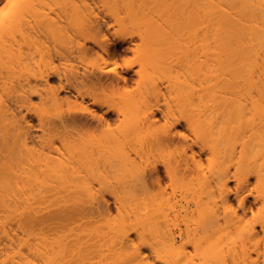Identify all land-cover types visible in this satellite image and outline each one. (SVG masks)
Wrapping results in <instances>:
<instances>
[{
    "label": "bare ground",
    "instance_id": "obj_1",
    "mask_svg": "<svg viewBox=\"0 0 264 264\" xmlns=\"http://www.w3.org/2000/svg\"><path fill=\"white\" fill-rule=\"evenodd\" d=\"M22 1L0 9V264H264L257 230L264 231V0H189V14L185 4L178 9L184 0H138L154 9H139L136 0L143 14L142 7L153 10L147 16L123 0L132 23L121 19L118 0H99L104 12L107 3L117 9L112 38L96 2L69 0L71 14L53 6L70 15L63 23L50 6L59 23L49 7ZM165 2L185 14L178 19L186 27L195 22V43L178 14L171 12L175 22L153 20ZM130 28L145 46L136 80L150 90L140 84L141 93L158 99L163 76L175 95L194 83L192 100L179 97L193 101L190 112L142 94L139 108L138 97L132 102V66L124 74L116 64L135 50ZM181 34L195 47L192 64L180 58L190 65L189 88L191 74L183 82L171 68L185 50ZM94 47L100 58L80 69L72 56ZM113 114H123L121 129L108 121ZM172 146L171 160L160 163L172 181L168 192L154 158ZM108 196L117 203L114 217Z\"/></svg>",
    "mask_w": 264,
    "mask_h": 264
},
{
    "label": "rangeland",
    "instance_id": "obj_2",
    "mask_svg": "<svg viewBox=\"0 0 264 264\" xmlns=\"http://www.w3.org/2000/svg\"><path fill=\"white\" fill-rule=\"evenodd\" d=\"M18 1L21 2L22 0H17V2H18ZM23 1H24V0H23ZM23 1H22V2H23ZM25 1H26V0H25ZM32 1H33V3H31ZM32 1H31V0L29 1V0H28V1H26V3H27V2H28L29 4L31 3L30 5H32V6H33V4H35L34 2H36L37 6H41L40 3H42V6H45V7H46V8L44 7V10H45V9H48V7H49V9H48V11L50 10L49 13H50V12H51V13L53 12V9L51 10L50 6H51V7H53V6H62L63 8H66V9H67V7L69 6V4H71V3L74 2V1L71 2V1H69V0H66V1H65V0H60L59 3H57L56 1H58V0H55V2H56V3H55L54 0H48V2H47V0H46V2L44 1V3H45V4H44V3L42 2V0H41V2H40V0H38V1H39V5H38L37 0H35V1L32 0ZM51 1H52L53 3H51ZM75 1H77L76 3L79 2V3H78V6H79V5L82 6L83 2H86V1H87V2H86L87 5H88L89 2H91L90 5L92 4L93 6H96V4L99 2V0H96V1H95V0H89V1L86 0V1H83L82 3H81L82 0H81V1H80V0H75ZM92 1H93V3H92ZM101 1H102V0H101ZM109 1H110V0H109ZM116 1H117V0H115V2H116ZM118 1H119L121 4L119 3V7L116 6L115 8H118V9L120 8L118 11H119V13H120L121 15H122L121 12L124 11V15H123V17L125 16V18L122 17L121 19H123V21H125V22H126V19H127V20L130 19L129 22H127V23H132L133 20L135 19V18L132 17V16H131V18L129 17V16H130L129 13H130L132 10H130L129 13H128V8H130V6H132V5L128 6V3L131 2V1L128 0V3H126L127 1L125 2V1H123V0H118ZM118 1H117V2H118ZM141 1H144V0H141ZM146 1H147V4H148L149 2L152 3V1H150V0H146ZM153 1H154V0H153ZM155 1H156V2H155ZM155 1H154L155 3L160 2V1H157V0H155ZM163 1H165V0H161V3H158V5H159V4L162 5V4H163V3H162ZM175 1H176V0H175ZM182 1H183V0H182ZM182 1H181V2H182ZM184 1H185V0H184ZM184 1H183V4H182V5L179 3V7H178V6L174 7V8L176 9V11H177V7H178V9L180 10V9L184 6V4L187 5V4L189 3L190 5H192V3H193V2L191 3V1L189 2V0H188V1L186 0L185 2H184ZM8 2H9V3H8ZM11 2H15V0H11ZM11 2H10V0H3V2L0 3V9H1V7H4L5 5H6V6H9V4H10L11 6L14 5V3H11ZM17 2H15V6H18ZM20 2H19V4H20ZM70 2H71V3H70ZM95 2H96V4H95ZM110 2H111V1H110ZM112 2H114V1H112ZM112 2H111V3H112ZM115 2H114V3H115ZM137 2H139V5H140L139 9H140V8H141V4H142V6H143V3H144V2H140V1H138V0H137ZM186 2H187V4H186ZM7 3H8V5H7ZM47 3H48V4H47ZM49 3H50V4H49ZM54 3H55V4H54ZM65 3H67L68 6H67ZM74 3H75V2H74ZM74 3H73V4H74ZM111 3H110V4L107 3V6L112 8V5L115 6L116 3H115V4H111ZM123 3H124V4L126 3L127 5L125 4V5H126V6H125ZM131 3H133L132 9H133V10L136 9V8H137L136 6L138 5V4H134V3H136V0L132 1ZM131 3H130V4H131ZM155 3H154V4H155ZM167 3H168V1H167ZM167 3L165 2V3H164V6H165V4H167ZM23 4H24V3H23ZM29 4H27V5L25 4V6H28ZM100 4H101V2H100ZM144 4L147 5L146 2H145ZM30 5H29V6H30ZM116 5H117V4H116ZM121 5L125 6V8H127V11H126V9L124 10V7L121 6ZM135 5H136V6H135ZM139 5H138V6H139ZM161 5H160V6H161ZM180 5H181V6H180ZM20 6H24V5L20 4ZM42 6H41V7H42ZM64 6H66V7H64ZM70 6H71V5H70ZM72 6H73V5H72ZM75 6H77V5H75ZM83 6H84V5H83ZM134 6H135L136 8H133ZM155 6H156V5H155ZM187 6H188V5H187ZM187 6H186V7L184 6V8L182 9L183 12H184L185 8H186V10H188L187 8H189V6H188V7H187ZM192 6H193V5H192ZM41 7H40V10H41V9L43 10V8H41ZM62 7H60V8H59V7H53V8H54V10L58 9V10H56L55 12L58 13V14H60V15H62L61 17H63V21H62V19H61V22L63 23V22L65 21V19H66V18H65L66 16H69V17H70L69 14H67V15L64 16V13H63V12L66 11V13L70 12V14H71V11H72V10L70 11L71 7H70V8L68 7V8H69V9H68L69 11L66 10V9H65V11H64V9H63ZM99 7H100V8H99ZM104 7H105V6H104ZM108 7H105L106 10H107ZM146 7H150V8H152V9L155 8L154 5H151V6H150V4H149V6L147 5ZM153 7H154V8H153ZM167 7H168V4H167V6L162 7L161 10H165V11H162V13L165 12V13H163V14H161V12L159 13V11H158L159 14L156 13V12H154V18H153V20L155 21L156 19H158L159 22L161 21L162 23H165V22H163V21H166V23H168L167 21L172 22V21H174V19H175V21H176V18H177V19H178V18H182V19H183V16L186 18L185 14L188 13V12H186V10H185V12H184L185 14L182 16L183 13L180 12V13L178 14L179 10L177 11V13H175L176 11H175V9H174L172 6H170V7H168V8H169L170 10H173V9H174V11H170V10H168ZM180 7H181V8H180ZM61 8L63 9V10H62V13H63V14L60 13V12H61V10H60ZM111 8H110V9H111ZM142 8H143L144 10H147V13L149 14L148 11H150L151 9L148 10L149 8H148V9H147V8H144V7H142ZM157 8H158V7H157ZM171 8H173V9H171ZM190 8H191V7H190ZM95 9H96L95 11L98 12V13L101 11V12L99 13V14H101V15H100L101 17L104 16V17L102 18V19H105V20H104V22H105V23H104V25H105V26H104V33L107 32L106 34H108L109 37H110V35H111V38H112V37L114 36V33H113V32H114V29H113V28H115V31H116V29H118V28H117L118 25H116V24H115V21H113L114 18H111V17H114L113 15H111V11H112V13H115L117 9H115V12H113L114 10H112V9L110 10V9L108 8L109 10H107V12H104L105 9L103 8V5H102V6L99 5V3H98V5H97V7H96ZM98 9H100V10H98ZM101 9H102L103 11H102ZM121 9H122L123 11H122ZM192 9H193V8H192ZM192 9H189V11L192 10ZM44 10H43V11H44ZM157 10H160V8L157 9ZM157 10H155V11H157ZM166 10L169 11L171 15H168V16H167V14H169V13H167ZM43 11H42V15H43V13H44ZM45 11H46V10H45ZM48 11H47V14H48ZM120 11H121V12H120ZM125 11H126V12H125ZM142 11H143L142 9H141V10H138V8H137V10L134 11V13H135L134 15L138 16L136 13L139 12L138 14H141ZM152 11H153V10H151V12H150L151 14H153ZM55 12H53L52 14H53V15H56V16H52V17H56L57 19H59V20H57V21H58L59 23H61V22H60V18H58V14H54ZM132 12H133V11H132ZM145 12H146V11H144V13H145ZM171 12H173L174 14H176V16H177V14H178L179 16H177L176 18L171 17V16H173V15H172L173 13H171ZM51 13H50V14H51ZM66 13H65V14H66ZM102 13H103V14H102ZM105 13H106V14H105ZM119 13L117 12V15H119L118 17H120V14H119ZM125 13H128V14L126 15ZM147 13H145L146 16H147ZM155 13H156V16H155ZM192 13H193V12H192ZM192 13H190V16H192ZM45 14H46V13H45ZM45 14H44V16H45L46 19L50 17V15H48V17H47V14H46V15H45ZM115 14H116V13H115ZM132 14H133V13H132ZM145 14H143V12H142V15H143V16H144ZM188 14H189V13H188ZM107 15H108V16H107ZM117 15H116V16H117ZM128 15H129V16H128ZM134 15H133V16H134ZM142 15H140V16H142ZM158 15H159V16H160V15H161V16L163 15V16H165V18L168 17V20H165L164 17H163V19L160 20ZM106 16H107V18H105ZM136 16H135V17H136ZM149 16H150V15H149ZM152 16H153V15H152ZM161 16H160V17H161ZM174 16H175V15H174ZM180 16H181V17H180ZM59 17H60V16H59ZM126 17H127V18H126ZM128 17H129V19H128ZM169 17H171L172 19L169 18ZM188 17H189V16H188ZM56 18H53V19H54L53 21H52L51 18H49L48 20L51 19V21L54 22ZM110 18H111V19H110ZM137 18H138V17H137ZM139 18H140V17H139ZM139 18H138V19H139ZM173 18H174V19H173ZM107 19H109V20H108V24H110V22H111V25H108L109 28L106 27V25H107V24H106V23H107ZM132 19H133V20H132ZM138 19H136V22H137ZM145 19H146V17H145ZM147 19H148V18H147ZM150 20H151V19H150ZM150 20H149V21H150ZM153 20H151V21H153ZM180 20H181V19H180ZM180 20L178 19L179 22H178V21H176V22H177V23H180V22H181L180 24L182 25V23H183V26H185L184 23H186V21L182 22L183 20H181V21H180ZM185 20H186V19H185ZM187 20H188V19H187ZM130 21H131V22H130ZM134 21H135V20H134ZM140 21H142V23L144 22V20H142V19L139 20L138 22H140ZM151 21H150V22H151ZM154 21H153V23H154ZM175 21H174V22H175ZM112 22H113L114 25L112 24ZM147 22H148V20H147ZM156 22L158 23V21H156ZM156 22H155V24H156ZM161 22H160V24H161ZM192 22H193V21H192ZM192 22H188V21H187V23H188L187 26H188V25H189V26H188V27L185 26L184 28H185V29L188 28L189 30L187 29V30H184V32H182V31H181V32H182V33L187 32L186 34H187L188 36L190 35L189 38H191V40L194 42V38H195V37H194V35H193V34H194L193 32H194L195 28H193V27H195V22H194V24H192ZM145 23H146V22H145ZM190 23H191V26H192V27L190 26ZM70 25H71V24H70ZM112 25H113V26H112ZM115 25H116V26H115ZM189 27H191V28H189ZM74 28H75V27H74ZM74 28L72 27L73 31H74V32H77L76 29L74 30ZM132 28L135 29V27H132ZM182 28H183V27H182ZM72 29H71V30H72ZM133 29L130 28V29H128V30H131V31L133 32ZM137 29H138V28H137ZM106 30H107V31H106ZM112 30H113L112 33L109 32V31H112ZM182 30H183V29H182ZM190 30H191V31H190ZM192 30H193V32H192ZM73 31H72V34L74 33ZM131 31H130V33L128 32V36H127V37L130 38V35H131V34H134L133 36L131 35V37H132L135 41H133L132 43H130V45L133 46V47L135 48V50H133V49H129L127 52H124L123 54H121V56H119V57L117 58V63H116V64H117V66H118V69H119L121 72H123L124 74H127L126 65H127V64H131V66H132V69H131L130 73L133 75V82L129 85V87L123 85L124 87H128V88H129V89H127L128 91H131V93L129 94V95L131 96V98H132L133 95H134L135 98H132V102L137 103V102L139 101L138 99H140L139 96H141V94H142V96H146V97L148 98L147 100H151V101H150L151 104L154 103L155 100H158L160 103L162 102V103H161L162 106H165V105H167L168 103H171V102L173 101L172 104H175V102L179 103V105H181V107H182V110H184V111H185L186 109H188L189 107H192V102H193V101L190 102V99L192 100V96H190V95H191L190 90H191V88H192V86H193V84H194V83H193L194 79L192 78V77H193V76H192V73L189 72V71H190V68L187 67V66L190 64L189 62H191V64H192L193 61L195 60V57H194L195 55H194V53H192V52L195 51V47H192V46H193V42L190 41L189 38H188L187 36H185L186 34H185L184 36H183L182 34L179 35V37L182 38V44L184 45L183 48L186 50V47L189 46V47H187V48H188L187 50H189V51H190V49H192V50H191V51L189 52V54L187 55V54H183V53H184L183 51H185V50H182V49H181V50H182V51L180 50V51H181V52H180L181 55L178 54V56H174V54H173L174 57H172V59H175V60H178V59H179V60L177 61L178 63L180 62L181 59H184V60H186V61L189 60V61H188L189 64H187V63L185 62V63L187 64V66H186L185 63H182V62H184L183 60H181V62H180L179 64H178L176 61H173V60H172V61L175 62V63H172V62H171V63H172V67H171V68H174L175 70H176V69H179V70H176V71H177V72L179 71V72H180V76L183 77V79H182V77H180V76L178 75L179 78H181V79H180L181 81H183V82L188 81V80H189L188 77L190 78V76H191L190 80H192V81H188V82H190V83L186 82V84H188V88H189L190 84L193 83L192 86L190 87V90H189V91H187V89H186V91L188 92V93L186 92V94H189V96L186 95V94H184L185 96H184L183 94H182V96H181V94H179V93L177 92V94H178V95L176 94V95L178 96V98H177V96H176V95L174 94V92H173V90H174L173 86H171L170 83L167 84L168 79H167L165 76L162 75L163 78H165V79L162 80V76H160V77H161L160 79H161L162 81L159 80V82H161V83L158 82V84H161V85H159V87L161 88V91H163L164 93L161 92L160 95L158 96V99H156V98H157V97H156L155 100H154V98H153V99H149L150 97L147 96L145 92H143V93H145L144 95H143V93H141L142 91H144V89H148V88H149V85H146V86H148V88H146L144 82L139 83V82L136 80L137 77H138V74H136V72H137V70H141V67L143 66V65H142V66L140 65V67H139V61L141 60L140 58H142V57L140 56V58H139L138 55H140L139 53H142L143 49H145V46L143 47V45H142V43H143L142 41H143V40L140 39V38H138V33H137L138 30H137V32H136L137 34H135L134 32L131 33ZM134 31H135V30H134ZM139 31L141 32V29H139ZM189 31H190V32H189ZM140 32H139V33H140ZM191 32H192V35L189 34V33H191ZM129 34H130V35H129ZM126 35H127V34H126ZM136 35H137V36H136ZM134 36H135V37H134ZM183 37H185V40L187 39V41H184V40H183ZM137 38H138L139 41H141V42H139ZM137 41H138L139 43H138ZM183 41H184V42H183ZM187 42H188V43H187ZM191 42H192V44H191V46H190V43H191ZM136 43H137V44H136ZM186 43H187L188 45L185 47V44H186ZM194 43H195V42H194ZM143 44H144V43H143ZM139 46H140L142 49H141ZM138 48H139V49H138ZM137 49H138L139 51H137ZM136 51H137V52H136ZM144 52H145V50H144ZM144 52H143V53H144ZM182 52H183V53H182ZM185 52H186V51H185ZM143 53H142V54H143ZM173 53H174V52H173ZM186 53H187V52H186ZM142 54H141V55H142ZM182 54H183V56H182ZM191 54H192V60L190 61V59H191V56H190V55H191ZM175 55H176V53H175ZM143 56H144V55H143ZM179 56H180V57H179ZM184 56H186V58H189V59H188V60L185 59ZM187 56H189V57H187ZM74 57H76V58H75L76 60L74 59ZM80 57H81V56L73 55V56H72V61H73V62L75 61V62H74L75 64L78 63L79 66L81 65V66H80V69H82V68H84V67L86 66L87 69L90 70V67L92 66V67H91V69H92L94 63L100 58V51H99V48L94 47L93 51H91V52L88 53L86 56H84V58L81 57L82 60L78 59V58H80ZM178 57H179V58H178ZM144 58H145V56H144ZM177 58H178V59H177ZM180 58H181V59H180ZM139 59H140V60H139ZM193 59H194V60H193ZM142 60H143V59H142ZM80 61H82V62H80ZM141 62H143V61H141ZM78 64H77V65H78ZM92 64H93V65H92ZM116 64H115V65H116ZM141 64H142V63H141ZM177 64H178V65L183 64V66H184L186 69H185L184 71L181 70V69H184V67H183L182 65H180L179 68H176V67H178ZM170 65H171V64H170ZM109 66H112V65H109ZM173 66H175V67H173ZM189 66H190V65H189ZM86 67H85V68H86ZM88 67H89V68H88ZM143 67H144V66H143ZM181 67H182V68H181ZM85 68H84V69H85ZM180 70L183 71V72H181ZM172 71H174V70L172 69ZM176 71H175V72H176ZM177 72H176V73H177ZM179 72H178L177 74H179ZM183 73H184V74H183ZM182 74H183V75H182ZM187 74H188V76H187ZM190 74H191V75H190ZM189 75H190V76H189ZM186 76H187V77H186ZM184 78H185V80H184ZM164 80H165V81H164ZM136 81L139 83V85H138V83H137ZM145 83H146V82H145ZM140 84H141V85L144 84L145 88H144V86L142 87ZM146 84H147V83H146ZM163 84H164V85H163ZM169 84H170V85H169ZM166 85H167V86L169 85V86L167 87ZM121 86H122V85H121ZM121 86H120V87H121ZM123 86H122V87H123ZM140 86H141V87H140ZM161 86H165V87H164L165 89H164L163 87H161ZM169 87H170V88H173V89L171 90ZM142 88H144V89L141 90ZM167 88H168V89H167ZM149 90H150V89H148V91H149ZM166 90H167V92H166ZM171 91H172V93H173L174 95H171V94H172ZM137 93H138V94H137ZM169 93H170V95H169ZM131 94H132V95H131ZM162 94H163V95L165 94V97H162V96H163ZM62 95H64V93H62ZM167 95H169V96H167ZM118 96H119V95H118ZM122 96H124V95L121 94V96H120L121 98L119 97V98H117V99H118V100H119V99H122V100H123L124 97H122ZM130 96H129V97H130ZM166 96H167V98H166ZM170 96H171V98H170ZM173 96H175V97L173 98ZM187 96H188V97H187ZM137 97H138V99H137ZM159 97H160V98H159ZM168 97H169L170 99H169ZM179 97H180V100H182V98L186 100V98L188 99V98L190 97V99H189V102H190V103H187L188 101H184V100H183V101H180V100H179ZM185 97H186V98H185ZM142 98H143V97H142ZM175 98H176V99H175ZM124 99H125V98H124ZM133 99H134V100H133ZM159 99H160V100H159ZM164 99H165L166 101H165ZM167 99H168L169 102L167 101ZM118 100H117V101H118ZM125 100H126V99H125ZM130 100H131V99H130ZM136 100H138V101L136 102ZM144 100H145V99L143 98V101H144ZM147 100H145V103H147V106H150V103L146 102ZM163 100L165 101V103H164ZM178 100H179V101H178ZM123 101H124V100H123ZM123 101L121 102V100H119V102H118V103L116 102V103L119 105V107H121V106L124 104V102H125V101H124V102H123ZM127 101H128V100H127ZM152 101H153V102H152ZM158 101H157L156 104H159ZM120 102H121L122 105L119 104ZM126 103H127V102H126ZM140 103H141V99H140V101L137 103L138 108H139ZM177 103H176V105H177ZM138 104H139V105H138ZM148 104H149V105H148ZM125 105H126V104H125ZM135 105H136V104H135ZM143 105H144V104H143ZM184 105H185V106H184ZM137 106H136V108H137ZM62 107H63V110H64V109H65L66 111H68L67 109L70 110V106H68V104H66V105L64 104V106H62ZM66 107H67V108H66ZM124 107H125V108H124ZM126 108H127V106H123V109H124V110H125ZM134 108H135V107H134ZM121 109H122V108H121ZM189 109H191V108H189ZM189 109H188V110H189ZM189 112H190V110H189ZM185 113H188V111L185 112ZM117 115H118V116H117ZM110 117H111V118H110ZM110 117H107V118L109 119L108 121H110V123L112 124V127L117 126L118 129H121V127H120V125H121V121H120V119H121V120H122V118L124 119L123 114H113V115L110 116ZM159 117H160V119H161V116H160V115H159ZM35 120L37 121L36 118L34 119V121H35ZM36 121H35V123H36ZM162 121H163V120H162ZM118 122H120L119 125H118ZM94 125H95V124H93L92 126H94ZM117 127H116V129H117ZM178 127H179L180 129H183V128H181V126H178ZM114 128H115V127H114ZM116 129H114V130L117 131ZM115 131H114V132H115ZM176 145H177V144H176ZM176 147H177V146H175V147L172 146L171 149L167 150L166 153H164L165 155H164L163 153H162L163 155H162V154H161V155L159 154L160 156H159L158 154H156V155H155L156 157H157V155H158V158H157V159L154 158L155 156L152 157V158H154V160H155L157 163H158L159 160H162V161H159L158 166L160 167V173H161V175H163V176H162V177H163V179H162V185H163V188H164V189L166 188L165 190L168 189V190H167L168 192L171 191L170 188L172 187V181H171L170 178L167 176V174H166V172H165V169H164V166H162V165H164L167 161L171 160V159H169V158H171V156H169V158H168V157H167L168 155H166V154L170 153V151H174ZM172 148H174V149H172ZM159 157H162V158L159 159ZM164 157H165V158H164ZM166 157H167V159H166ZM164 159H166V160H164ZM206 159H207V158H206ZM164 161H165V163H164ZM172 161H173V160H172ZM205 161H206V160H205ZM141 162H142V161H141ZM161 162H163L162 165L160 164ZM167 163H168V162H167ZM205 163H206L205 166L207 167L209 164L207 165L208 162H205ZM161 169H162V170H161ZM208 169H209V168H207V170H208ZM231 170H232V172H234V169H233V168H232ZM161 171H162V172H161ZM164 175H165V176H164ZM165 177H166V178H165ZM235 182H236V180L233 178V179L231 180V183H230V184H231V188L234 189V191L236 190V186H235L236 183H235ZM234 183H235V184H234ZM169 184H170V185H169ZM233 187H234V188H233ZM109 197H110V196H108V198H109ZM234 201H235L236 206H237V201H236V200H234ZM108 203H110L109 205H110V209H111V210H110V212H111V213H110L111 216H112V217H114V215L116 216V215H117V214H116V213H117V210H116V208H117V207H116V206H117V203L114 202V200H113L112 197L109 198V202H108ZM260 229H261V230H260ZM257 230L259 231V232H258V233H259V237H264V231H263L262 227H261V226H258V227H257ZM260 235H261V236H260ZM107 247H108V246H107Z\"/></svg>",
    "mask_w": 264,
    "mask_h": 264
},
{
    "label": "snow or ice",
    "instance_id": "obj_3",
    "mask_svg": "<svg viewBox=\"0 0 264 264\" xmlns=\"http://www.w3.org/2000/svg\"><path fill=\"white\" fill-rule=\"evenodd\" d=\"M3 2V0H0V3H2Z\"/></svg>",
    "mask_w": 264,
    "mask_h": 264
}]
</instances>
